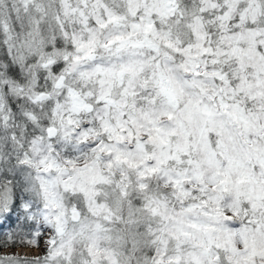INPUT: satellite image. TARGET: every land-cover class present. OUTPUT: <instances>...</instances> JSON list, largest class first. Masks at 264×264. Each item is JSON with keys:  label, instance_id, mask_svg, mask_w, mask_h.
<instances>
[{"label": "snow or ice", "instance_id": "6c2138e0", "mask_svg": "<svg viewBox=\"0 0 264 264\" xmlns=\"http://www.w3.org/2000/svg\"><path fill=\"white\" fill-rule=\"evenodd\" d=\"M20 247L0 264H264V0H0Z\"/></svg>", "mask_w": 264, "mask_h": 264}, {"label": "rangeland", "instance_id": "374dc122", "mask_svg": "<svg viewBox=\"0 0 264 264\" xmlns=\"http://www.w3.org/2000/svg\"><path fill=\"white\" fill-rule=\"evenodd\" d=\"M40 251L42 252V249ZM0 254H3V255L15 254V255H19V256L33 257L36 255H39L40 252H37L34 249L20 247V248L2 249V250H0Z\"/></svg>", "mask_w": 264, "mask_h": 264}, {"label": "trees", "instance_id": "16d2710c", "mask_svg": "<svg viewBox=\"0 0 264 264\" xmlns=\"http://www.w3.org/2000/svg\"><path fill=\"white\" fill-rule=\"evenodd\" d=\"M2 249H6V248H0V250H2ZM0 255H3V254H0ZM9 255H12V254H9Z\"/></svg>", "mask_w": 264, "mask_h": 264}]
</instances>
